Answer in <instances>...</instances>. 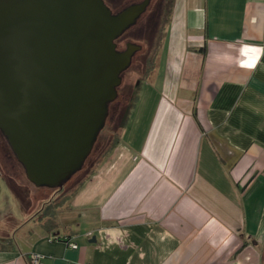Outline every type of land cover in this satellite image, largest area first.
Masks as SVG:
<instances>
[{
  "label": "crops",
  "instance_id": "0c3cea01",
  "mask_svg": "<svg viewBox=\"0 0 264 264\" xmlns=\"http://www.w3.org/2000/svg\"><path fill=\"white\" fill-rule=\"evenodd\" d=\"M144 80L62 221L1 233L0 264H264V0H173Z\"/></svg>",
  "mask_w": 264,
  "mask_h": 264
},
{
  "label": "water",
  "instance_id": "95a60500",
  "mask_svg": "<svg viewBox=\"0 0 264 264\" xmlns=\"http://www.w3.org/2000/svg\"><path fill=\"white\" fill-rule=\"evenodd\" d=\"M148 3L0 0V132L33 185L60 189L81 169L139 48L114 39Z\"/></svg>",
  "mask_w": 264,
  "mask_h": 264
},
{
  "label": "rangeland",
  "instance_id": "374dc122",
  "mask_svg": "<svg viewBox=\"0 0 264 264\" xmlns=\"http://www.w3.org/2000/svg\"><path fill=\"white\" fill-rule=\"evenodd\" d=\"M104 1L107 5L109 4L108 0ZM122 1L119 0V3H123ZM126 2L127 1H125L124 3ZM169 7V0H164L163 13L159 26L160 29L155 30L157 31V33L154 35L155 38L153 39V44L150 47L151 50L149 51L148 56L149 62L145 67V72L135 73L134 71L130 70L124 73L123 83L127 82L134 84L136 80L138 81V83L135 84V86L133 87V91H131L132 99H129L128 104L126 103L123 108L121 121L117 122L114 125V123L111 122V118H109L108 116L105 118L104 125L99 130L93 147L82 164L84 170H82V172L80 173H78L79 170L76 171L69 179L70 181L67 180L62 185L61 188H64L63 191H58L54 188L52 189L45 186H35L31 182H29L25 176L22 165L17 161L5 137L0 132V148L5 152H8V156H10L8 161L2 160V153L0 156V189H3V192L5 191L3 197L1 194L2 209L6 208L7 211L10 212L9 214H7L8 216L6 215V218H2V220L0 221V234H3V232H14L19 228V222H22L21 224H23L24 222L28 221L26 219H34L32 221H39V218L42 216L43 218L40 219L46 220L47 217H45L44 215L46 212L50 214V212L52 211L53 214L55 213L54 215H56L57 221H59V223L62 221L63 216L66 215L68 212L67 210H69L68 202L71 198V193H73V190L78 183V180L83 178L84 173L88 172L89 169H91L95 165V163H97V161L102 157V153L106 149V147L104 148V150L102 148L106 143L105 138L110 137L111 139H113L114 135L116 133L119 134V132L122 130L126 120L131 116H135L136 111L134 107L143 87V82L146 81L144 80V77H147L153 72L155 68L154 65H156V61L158 60L157 55L162 45L163 34L169 18ZM150 31H152V29L150 30L149 28V32ZM141 44L143 46L142 49L147 50V46L143 43ZM107 144L105 145L107 146ZM10 158L14 160L13 163L15 164L11 163ZM8 163H11L13 166H10ZM4 171H6L5 173L8 172L13 176V179H10L11 181L6 178L7 176L4 175ZM9 194L12 195V198Z\"/></svg>",
  "mask_w": 264,
  "mask_h": 264
},
{
  "label": "flooded vegetation",
  "instance_id": "af4514ba",
  "mask_svg": "<svg viewBox=\"0 0 264 264\" xmlns=\"http://www.w3.org/2000/svg\"><path fill=\"white\" fill-rule=\"evenodd\" d=\"M108 1H109L108 6L111 9V11L113 13H117V12L121 11L123 8H125L131 4L138 3V2H141L143 0H123V1L121 0L123 2L121 4L119 3V0H108ZM125 1H127V2L124 3ZM163 7H164V0H149V3L147 4L145 10L142 11L137 16V18L135 19V22L132 25H130L128 28H126L119 36H117L114 39L115 46H116V49L118 51L125 50L127 48V46H130V44H136L139 46V48L136 49L132 53L129 66L125 70H123L122 73L120 74L121 81L116 88V96L108 104L107 116L112 119L111 122L114 123V125L117 122L121 121L122 115H123V108H124L126 103L128 104L129 99H132L131 91H133V87L135 86V84L138 83L137 80L135 81L134 84L127 83V82L123 83L124 73L126 71H130V70L134 71L135 73L145 72L144 71L145 67L149 62L148 56H149V51L151 50L150 47L153 44V39L155 38L154 35L157 33V31H155V30L160 29L159 26H160L161 16L163 13ZM149 28H150V30L152 29V31L149 32ZM164 33H165V31H164ZM163 37H164V34H163ZM162 40H163V38H162ZM141 43H143L147 46V50L142 49L143 46ZM158 55H159V52H158ZM156 64H157V61H156ZM155 66L156 65H154V67ZM105 140H106L105 144H107V143L108 144H107V146L105 144L103 145V147H102L103 150L105 147L107 149V147L112 142L111 141L112 139L110 137L105 138ZM3 151L4 150L0 148V156L2 153L3 154L2 160L8 161L10 156H8V152H5V151L3 152ZM87 160H86V162H87ZM13 162H14V160L11 159V163L15 164ZM91 162H93V161H91ZM11 163L10 164L8 163V164L10 166H13ZM82 170H84V167H82L81 171L79 170L78 173L82 172ZM89 171H90V169H89ZM5 172L6 171H4L3 173L5 176H7L6 177L7 179H9V180L13 179V176L10 173H8V172L5 173ZM88 172H85L84 176ZM15 173H16V171H15Z\"/></svg>",
  "mask_w": 264,
  "mask_h": 264
},
{
  "label": "trees",
  "instance_id": "16d2710c",
  "mask_svg": "<svg viewBox=\"0 0 264 264\" xmlns=\"http://www.w3.org/2000/svg\"><path fill=\"white\" fill-rule=\"evenodd\" d=\"M172 3H173V0H169V4H170V7H169V11L168 12H170V10H171V7H172ZM201 51L204 53L205 52V48L204 47H202L201 48ZM118 133H116L115 135H114V138L112 139V142L110 143V145L107 147V149H105V151L102 153V157L113 147V145L116 143V141H117V139H118ZM101 157V158H102ZM93 168V167H92ZM91 168V169H92ZM90 169V170H91ZM90 172V171H89ZM88 174V173H87ZM85 178H86V175L83 177V178H81V179H79L78 180V183H77V185H76V187H75V189L73 190V193L76 191V189L78 188V186L85 180ZM70 181V180H69ZM53 189V188H52ZM54 189H56V190H58V191H63L64 190V188H61V189H58V188H54ZM73 193H71V194H73ZM72 196V195H71ZM55 214V213H54ZM53 214V212L51 211L50 212V214L49 213H45L44 215H45V217H47L46 218V220H43V219H40V218H43L42 216L39 218V220L40 221H43V224L45 225V227H47V228H51V227H53V226H55L58 222H57V217H56V215H54ZM244 245V244H243Z\"/></svg>",
  "mask_w": 264,
  "mask_h": 264
},
{
  "label": "built area",
  "instance_id": "2783aa9c",
  "mask_svg": "<svg viewBox=\"0 0 264 264\" xmlns=\"http://www.w3.org/2000/svg\"><path fill=\"white\" fill-rule=\"evenodd\" d=\"M29 261L30 264H43V262L41 261V255L38 253H31L29 255Z\"/></svg>",
  "mask_w": 264,
  "mask_h": 264
}]
</instances>
